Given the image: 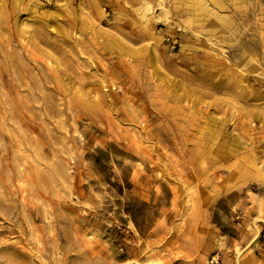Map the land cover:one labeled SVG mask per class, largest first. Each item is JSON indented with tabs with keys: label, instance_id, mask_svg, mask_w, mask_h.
Segmentation results:
<instances>
[{
	"label": "rangeland",
	"instance_id": "374dc122",
	"mask_svg": "<svg viewBox=\"0 0 264 264\" xmlns=\"http://www.w3.org/2000/svg\"><path fill=\"white\" fill-rule=\"evenodd\" d=\"M217 256L264 264V0H0V264Z\"/></svg>",
	"mask_w": 264,
	"mask_h": 264
},
{
	"label": "built area",
	"instance_id": "2783aa9c",
	"mask_svg": "<svg viewBox=\"0 0 264 264\" xmlns=\"http://www.w3.org/2000/svg\"><path fill=\"white\" fill-rule=\"evenodd\" d=\"M124 231H125L126 235L129 236V238H128V243L131 244V245H133L134 242H135V238H134V237H131V236H132L131 233L133 232V230L128 226L127 228H125ZM120 249L123 250V246H121ZM218 261H219V256L214 257V258H212V259L210 260V262H211L212 264H214V263L217 264Z\"/></svg>",
	"mask_w": 264,
	"mask_h": 264
}]
</instances>
